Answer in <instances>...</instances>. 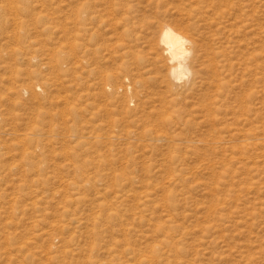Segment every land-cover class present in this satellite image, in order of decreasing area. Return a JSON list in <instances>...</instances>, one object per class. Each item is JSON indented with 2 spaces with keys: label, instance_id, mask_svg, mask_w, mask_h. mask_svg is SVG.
<instances>
[{
  "label": "rangeland",
  "instance_id": "1",
  "mask_svg": "<svg viewBox=\"0 0 264 264\" xmlns=\"http://www.w3.org/2000/svg\"><path fill=\"white\" fill-rule=\"evenodd\" d=\"M0 264H264V0H0Z\"/></svg>",
  "mask_w": 264,
  "mask_h": 264
},
{
  "label": "bare ground",
  "instance_id": "2",
  "mask_svg": "<svg viewBox=\"0 0 264 264\" xmlns=\"http://www.w3.org/2000/svg\"><path fill=\"white\" fill-rule=\"evenodd\" d=\"M191 42L186 35L176 30L171 24H163L159 45L167 55L169 71L165 79L172 88L186 82L192 74L190 59L194 45Z\"/></svg>",
  "mask_w": 264,
  "mask_h": 264
}]
</instances>
